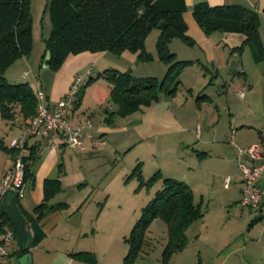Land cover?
I'll use <instances>...</instances> for the list:
<instances>
[{
    "label": "crops",
    "instance_id": "crops-1",
    "mask_svg": "<svg viewBox=\"0 0 264 264\" xmlns=\"http://www.w3.org/2000/svg\"><path fill=\"white\" fill-rule=\"evenodd\" d=\"M201 1L210 5L240 4L256 11L261 19L259 34L264 44V0H185L186 11L183 17L187 25L186 34L192 41L189 48H195L196 51L192 53L187 50L186 54H178L175 50L174 54L179 60L191 61L184 68H190L189 65L194 67L193 81L199 82L198 88L194 86L195 82L188 83L187 92L192 95L196 88L203 92L197 98L202 103L199 101L196 104L195 118L189 119L180 114V109L176 110L182 105L176 100L180 93L179 85L173 95L160 93L158 99L149 106L126 116L116 114L109 123L108 112L117 110V105L110 101L111 86L102 76L90 81L80 96L81 101L77 98L69 115V121L73 124L81 123L87 118L92 122V126L85 129L91 133V137L85 136L82 146H68L57 132L27 138L28 154L31 153L33 159L32 175L25 181L23 196L19 197L10 191L0 204V238L7 231L14 235L9 245V253L0 257V264H21L19 259L25 253L31 254V264H101L102 257L113 256V246L96 237L99 231H103L99 229V219L103 211L96 208L99 182L95 181L90 172L94 169L93 159L100 154V150H106L109 155L112 153L113 157L119 156L123 151L125 156L140 145L145 144L150 148L160 140H165L169 142L167 145L171 149L167 151L159 148L157 151L156 146L162 143L157 144L152 149V156L155 165L160 155L170 157L171 168L164 172L166 170L163 171L158 166L154 172L160 174L156 182L163 178L184 181L191 188L194 201H201L203 206L207 203L200 188H209L218 178L229 175L231 181L228 187L224 186V179L223 186L226 189L233 186L236 197L233 198L234 202L242 207L239 203L242 175L237 169L236 146L230 142V127L235 128L233 139L238 145L247 146L257 142L264 144V57L254 59L251 48L244 43L245 36L241 33L214 31L206 35L191 13L192 6ZM39 54L40 51H34L32 47L29 58L25 56L16 61L26 63L32 60L34 64L41 59L43 62ZM108 54L110 53L107 51L82 52L69 56L55 73H50V78L49 73H46V82L51 79L47 86L39 78L42 71L37 73L31 67V86L33 88L37 80L46 93L49 106L53 107L80 71L84 70L93 77L104 69L115 68H105L103 58ZM121 56L134 61L137 53L124 51ZM8 68L5 77L10 82L23 81L31 74L24 78L23 72L29 70H17L13 74ZM180 81L182 83L181 78ZM243 90L244 97L240 98L237 92ZM202 110L206 114L203 115L206 125L196 122L195 126L189 127L190 121L202 118ZM22 127L19 118L8 121L0 116V179L13 163L14 152L9 142L21 134ZM144 150L145 148H140L136 151L132 170L140 163L141 177L146 180L148 175L143 173L147 159ZM88 166L90 170H87ZM46 179L59 181L60 190L48 201L49 205L58 206L37 218L35 207L43 199V183ZM161 184L163 186V180ZM258 184L264 192V174ZM246 211L250 217L246 218L249 227L244 234L235 236L217 250L213 249L216 240H198L201 246L199 252L207 244L211 253L215 251L212 259L216 264H264V199L259 208ZM209 214V209H205L201 217L190 223L185 234L194 222L202 220L198 233L194 234L195 239L200 237L202 230L207 231L206 216ZM150 225L145 231L144 243L133 264H152L147 254L157 247L160 249V261H156V264H163L161 260L167 242L166 225L161 234L151 230ZM129 229V224L127 228L124 226L125 232L122 235L129 232ZM36 234L40 238L34 242ZM207 237L210 235L207 234ZM189 241L187 237L185 246ZM126 248L128 249L123 245L121 249Z\"/></svg>",
    "mask_w": 264,
    "mask_h": 264
},
{
    "label": "trees",
    "instance_id": "trees-1",
    "mask_svg": "<svg viewBox=\"0 0 264 264\" xmlns=\"http://www.w3.org/2000/svg\"><path fill=\"white\" fill-rule=\"evenodd\" d=\"M47 8L51 29L44 40V49L45 53L49 51L48 67L53 70H58L69 56L82 52L107 51L121 55L129 51L137 53L139 60L152 59L145 51V38L163 21L164 27L159 28L156 42L157 57L167 65L162 79L135 77L131 72L116 68H107L97 74L111 86L110 101L117 105L116 111L108 112L109 123L116 114L126 116L149 106L160 93L173 95L177 91L181 83L180 71L191 61L177 59L169 51L168 43L173 37L192 43L186 34L183 17L185 0H48ZM191 13L206 35L214 31L241 33L254 59L264 57V44L259 34L261 19L253 9L240 4L210 5L201 1L192 6ZM31 48L30 0H0V116L8 121L19 118L22 125L28 123L36 111L34 88L27 81H8L5 71L16 60L30 54ZM93 79L89 77L84 86ZM31 160L30 153L24 159L25 181L32 175ZM132 173L138 176L140 185L150 184L160 175L156 172L142 179L139 163ZM162 180L163 186L141 208L125 238L128 252L123 264H133L144 243L145 231L155 218L162 219L166 225L167 242L162 251V263L169 264L170 255L187 243V227L203 214L201 201H194L192 190L184 181ZM43 190V199L35 207L37 218L58 206L49 205L48 201L60 190L59 181L44 180ZM39 238L36 234L33 241Z\"/></svg>",
    "mask_w": 264,
    "mask_h": 264
},
{
    "label": "rangeland",
    "instance_id": "rangeland-1",
    "mask_svg": "<svg viewBox=\"0 0 264 264\" xmlns=\"http://www.w3.org/2000/svg\"><path fill=\"white\" fill-rule=\"evenodd\" d=\"M47 1L48 0H30L32 47L34 51H40L39 56L42 58V60L45 58L44 40L49 35L51 29V20L49 10L47 8ZM159 33V28H153L145 38V51L152 55V59L139 60L136 58L134 61H130L128 58L121 56L122 54L114 55L110 53L103 58L105 68L108 66H113L119 71L131 72L135 77H155L157 79H162L166 72L167 65L161 62L157 57L158 53L156 42ZM168 49L172 53H174L176 50L178 54H186L187 50L190 52L196 51L195 48H189V44L182 41L179 37H173L169 41ZM30 52H32V48ZM27 56V58H29L30 55L28 54ZM189 66L190 68L187 69L188 66L183 68L179 74V77L182 79V83L180 84V93L178 94L179 96H176V100L178 99L177 101H179V104L182 105L176 110L179 111L180 109V114L187 116L189 119H193L197 114V112H195L197 110L196 104L200 101L197 98L199 95L201 96L203 92L197 89V84H199V82L193 81L195 75L192 74V69L194 67L192 65ZM31 67L37 73L40 72V70L42 71V74L39 78L43 84L45 83L46 86L51 80L49 79V82H46V73H49L50 78V73H55V71H57L48 66H44L43 62H41V59H38L34 64L32 60H29L26 63L23 61H16L9 66L8 71L12 70V73L14 74L17 72V70H29L31 74L23 81H27L30 83V85H32ZM162 70L164 72H162ZM80 74H84L86 81H88V78L90 77L88 73L82 70L80 71ZM97 74L98 73H95L93 76L95 79L98 77ZM191 82H195L194 86L197 87L196 89L194 88L195 90L192 95L187 92V84ZM85 88L86 86H81L77 93V98H79L80 101V96ZM242 92L243 96L240 98L244 97L245 90ZM79 100L78 104L80 103ZM85 101H88V97H86ZM200 102L202 103V101ZM92 108L93 107H91V109ZM203 109L205 110V108ZM211 109L213 113V108ZM202 113H204V111ZM203 115L206 116L205 113L202 114V118H196L190 121L188 126H195L196 122H199L200 124L202 122L205 124L206 122L203 120ZM119 121L123 120L119 119ZM120 134L121 133H116V135ZM167 143L169 142L160 140L157 144L161 145L156 146V144L154 146H156L157 151L159 148L169 151L171 147L169 144L167 145ZM154 146L148 148V146L143 144L136 147L135 150H132L125 156V152L122 151V153L116 157H113L111 155L112 153H110V155L106 153V150H100V154H97L93 159L94 169L90 172V174L91 176H94L96 182H99L98 195H96L98 196L97 198L99 200L96 203V208L97 210L101 209V211H103L101 212L103 216L101 214L99 219V229H102L103 231H99L96 237L100 241L104 240L105 242H108L115 250L113 251V256L108 255L107 257H102L101 264H123L124 256L128 252L127 248L124 250L121 249L123 245L128 247V242L125 240V238L129 236L134 222L140 215L142 206L147 204L154 196L155 191L162 186V180L157 182L155 180L150 184L140 185L138 176L132 173V167L135 165L134 160L135 153H137L136 151H138L140 148H145L144 152H142L145 154L147 159L145 160L143 173L145 176L148 175V178L154 174V172L158 169V166H160L163 171L166 170L164 172H168L171 168L169 165L170 157H165V155H160L156 161L157 165L154 164L155 160L152 156V149ZM139 165L141 164L139 163ZM87 170H90V166L87 167ZM223 179L224 176L223 178H218L215 184L211 183L208 186L209 188H200V190L205 194V201L207 203V205L204 204L202 206V211L208 208L210 213L209 216H206V224L208 225L207 231L201 229L203 233L200 237L195 239L196 237L194 234L198 233L199 224L202 223V220L194 222L193 226L186 233L190 240L189 244L183 247L181 250L173 252L168 259L169 264H216L212 259L215 251L211 253V249H209L210 246L206 244L204 248H201L202 251L199 252V248L201 247L199 241L206 238L210 239L211 241L214 239L217 242L213 246V249L217 250L232 240L235 236L244 234V232L249 227V221L246 219L250 217L246 211L248 209L246 207L243 208V206L241 207L236 202H234L235 199L233 198L236 197L233 194V186H230L229 189H226L223 186ZM102 186H104L103 189ZM137 192L139 193L137 194ZM128 224L130 225L129 232L127 231L128 233L126 232L124 235H122V232H125L123 231L124 226L127 228ZM163 227L165 229V223L160 218H155L150 225V229L154 232H157L158 234L162 233ZM207 234H209L210 237H207ZM147 255L150 256V262L152 264H156V261H160L159 247L152 250ZM233 259L234 256L232 260Z\"/></svg>",
    "mask_w": 264,
    "mask_h": 264
},
{
    "label": "built area",
    "instance_id": "built-area-1",
    "mask_svg": "<svg viewBox=\"0 0 264 264\" xmlns=\"http://www.w3.org/2000/svg\"><path fill=\"white\" fill-rule=\"evenodd\" d=\"M29 71L23 72V77H27ZM84 74H76L71 80L65 93L56 100L53 107L48 104L45 91L41 88L38 81L34 82V92L36 96V111L31 120L24 124L20 135L13 137L9 146L14 152L12 165L4 172L0 179V204L4 196L13 191L17 196L24 194V159L28 155L27 138L32 135H48L57 132L62 135L64 142L75 148L82 146L85 136L91 137V133L86 128L92 126L89 118L81 123L73 124L69 121V115L75 106L77 93L81 86L86 84ZM239 97L243 96L242 91H238ZM235 128L230 127V142L236 146V164L242 175L240 205L248 209H257L264 199L258 182L264 174V144L252 143L247 146L238 145L234 139ZM231 181L229 175L224 177V186L228 187ZM13 233L5 232L0 238V257H5L9 253V245L12 243Z\"/></svg>",
    "mask_w": 264,
    "mask_h": 264
},
{
    "label": "water",
    "instance_id": "water-1",
    "mask_svg": "<svg viewBox=\"0 0 264 264\" xmlns=\"http://www.w3.org/2000/svg\"><path fill=\"white\" fill-rule=\"evenodd\" d=\"M164 25H163V21H160L158 23V28H163ZM49 64V51H47L45 53V58H44V61H43V65L44 66H48ZM19 262L21 264H31V254L30 253H25L23 254L20 259H19Z\"/></svg>",
    "mask_w": 264,
    "mask_h": 264
}]
</instances>
